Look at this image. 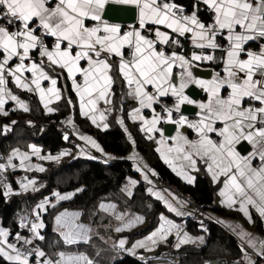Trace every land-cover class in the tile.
Returning <instances> with one entry per match:
<instances>
[{
	"label": "snow or ice",
	"instance_id": "6c2138e0",
	"mask_svg": "<svg viewBox=\"0 0 264 264\" xmlns=\"http://www.w3.org/2000/svg\"><path fill=\"white\" fill-rule=\"evenodd\" d=\"M50 4L52 6H49ZM106 4L134 6L138 10V27L123 30L121 24L110 23L104 19ZM200 4L205 5L212 13L211 23L205 24L198 18ZM161 26L167 30H162ZM237 27L239 31L236 30ZM224 31L227 33L224 36L227 45L221 46L217 43V36L222 35ZM186 33H191L192 43L195 48L201 50L200 54L193 51L189 57L178 51L183 45L179 39H174L172 34L183 37ZM49 36L55 38L51 48L45 42V37ZM257 38H264V0H255V3L253 0H196L190 14H186V9L174 0H54V3L53 0H0V113L8 115L3 111L6 98L14 101L24 112L30 110L24 101L7 89L9 77L18 88L37 92L39 101L47 113L55 111L49 107L51 97L60 100L62 93L57 87L56 76L50 73H55L59 68L66 71L67 79L71 80L72 90L79 98L80 114L97 124L95 112L98 101H103L108 106L105 112L123 111L125 93L121 94V106L117 108L113 92L115 78L111 73L115 69L127 85L126 95L138 104V107L128 112L129 118L142 122L141 132L159 133L157 145L171 141L168 155L161 151L160 147L156 148L165 163L172 166L173 159L181 160L185 162V168L198 171L199 159L206 165V171L214 183L219 177H224V188H221L220 195L225 197V189L228 195L221 200V204L229 208L238 205V210L251 223L249 207L264 218V44L260 46L259 52L248 50L245 53L247 42ZM125 47L130 50L127 59L123 52ZM206 49H211L212 54L206 53ZM217 49L224 53L220 58L224 65L223 75L214 73L210 81L195 77L191 71L193 62L215 61L214 53ZM32 50H38L41 58L39 62L30 55ZM242 55L247 58L242 59ZM13 58L18 62L10 65ZM45 58L47 65L44 63ZM114 58H118V63H113ZM82 60L87 61L86 67L81 66ZM175 67L180 69L179 73H174ZM25 71L31 73L30 83L23 75ZM77 74L82 77L81 81H78ZM257 76L260 78H255ZM41 81H49L50 87L43 88ZM189 84L202 87L208 95V100L197 102L190 99L185 94ZM149 86L152 91L148 90ZM224 88L228 90L227 96L222 93ZM165 96H171L175 102L170 106L161 104V111L157 112L153 105L158 104L160 98ZM244 98L259 102L260 107H243ZM67 103L71 105L73 100L69 98ZM185 103L198 105L201 110L196 113L198 119L189 120L187 116L179 114L181 105ZM145 108L152 109L151 119L141 114V110ZM174 113L178 118H174ZM104 119L101 114L100 120ZM161 121L174 124L176 135L166 137L158 126ZM117 122L121 126L124 124L120 116H117ZM217 122L222 124V127H216ZM16 123L15 120L11 122L12 125ZM67 123H72L71 117ZM27 124L31 126L32 121H27ZM103 126L107 128L108 124L104 123ZM184 126L195 132L194 139H189L183 133ZM3 128L5 132L10 130L9 125H4ZM124 130L135 148L132 135L128 133L127 128ZM212 134H215V138ZM78 138L85 142V146L76 145L79 149L78 155H88L89 158L95 159L90 155L88 146L104 154L101 145L93 137L79 135ZM64 139H69L68 134L64 135ZM148 139L152 140L154 136L148 135ZM241 141H247L251 145V151L247 155H241L236 149ZM27 148L30 151L12 148L5 162L0 163V171L16 168L13 160L19 159L21 168H36L43 172L45 169L42 166L30 164V156L58 161L60 157L68 155L67 150H62L57 156H41V149L35 144H28ZM172 154L175 155L169 159ZM256 157L260 163L254 167ZM108 159L113 157L109 156ZM128 159L134 161L133 167L151 184L147 173L135 162V152ZM144 168H147V165H144ZM173 171H177L174 166ZM152 174L156 175L154 171ZM177 175L184 176L189 183L193 182L194 178L186 175L183 170L177 171ZM137 183L129 178L121 191L131 197L134 194L132 186ZM35 184V180L20 182V188L25 192L29 189L35 192ZM0 188H3L5 198L18 194L14 193L10 184L2 181ZM83 190L77 188L75 192L63 194L53 191L52 196L59 202L68 200ZM147 191L162 200L168 211L176 216L190 215L182 210L187 201L179 200L169 193L176 205H179L177 207L153 188ZM48 204L49 197L45 196L32 209L34 219H30L28 215L19 218V227L27 228L30 235L23 236L17 232L14 243L9 242L10 230L0 226V257L9 264H31L30 257L33 255L36 264H96L83 253L59 251L55 254L56 258L51 259L47 258L46 253L39 247H28L36 240L45 239L41 234V230L45 228L41 213L47 211L45 205ZM116 208L112 203L99 204L100 210L120 222L119 226L114 228L116 232H122L144 220L141 215L118 212ZM80 216V212L70 213L67 210L55 216V230H59L65 245L81 241L90 242L92 229L77 222ZM159 220V226L142 239L134 241L131 248L126 247L125 238L119 239L114 247L133 254L136 249L151 252L160 243H166L173 232L176 234L177 242L174 248L177 250L185 244L205 243L203 236L190 235L183 230L181 224L163 214H160ZM227 226L242 241L240 250L244 253L246 264H254V261L245 251L244 244L257 256L264 258V240L253 236L238 224ZM201 227L203 231H207L203 225ZM140 259L145 257L141 256ZM168 264L173 262L168 261ZM205 264L209 262L205 261Z\"/></svg>",
	"mask_w": 264,
	"mask_h": 264
},
{
	"label": "trees",
	"instance_id": "16d2710c",
	"mask_svg": "<svg viewBox=\"0 0 264 264\" xmlns=\"http://www.w3.org/2000/svg\"><path fill=\"white\" fill-rule=\"evenodd\" d=\"M175 1L184 5L187 10L192 7V0ZM199 14L204 20L208 19L206 8L199 11ZM182 45L183 51L190 50L184 41H182ZM51 74L57 77V84L62 93L61 99L55 104L57 111L53 114L43 112L31 93L22 92V95L28 100L30 110L28 112L10 110L7 116H0V152L2 155H7L12 148L27 149L28 144L36 143L41 146L42 151L56 152L67 150L68 155L60 157L58 161H43L45 170L43 172H33L36 177L35 187L37 191L35 192L20 193V191H14V193L18 194L5 198L3 196V188H0V226L10 230V239L16 232L26 233L25 230L18 228L13 219L14 215L21 217V215L32 208L38 199L53 191L62 193L72 190L75 192L81 186L84 189L82 192L76 193L68 200L56 201L50 204L47 211L41 214V219L45 224V228L42 229V235L45 236V239L43 241L36 240V246L43 249L46 253L52 249L55 251L62 249L68 252L83 253L98 264H147L135 254L124 252L115 255L113 248L102 245V239L99 241L96 238L95 232L99 231L98 225L101 224L99 234L102 236L106 232V229L102 227L103 223H112L113 225L110 226L117 225L116 220L109 214L97 210V204L101 200L108 199L116 203L118 211L128 209L131 212L136 211L144 214V218L147 221L146 224H142L143 226L140 228L138 227L136 230L129 232V237L150 229L152 227L151 222H154L152 211H161L162 205L155 199H150L147 195H144L142 183L137 185L132 198L125 197L120 189L122 180L128 175L137 176V173L132 171L127 160L112 159L110 162L105 163L99 159L81 156L74 157V147L69 144V139H64L65 134L58 126L64 115L72 109V106L67 101L69 98L73 100L74 93L64 71L57 68L56 72ZM113 76L115 78L113 92L115 93L117 108L121 106V94L125 93L123 111L109 113V127L106 130L98 129L90 121L83 118H78L74 125L78 131H86L96 137L104 150L123 156L130 150L131 144L126 140L124 132L119 127L116 115L117 113L127 112L126 105L129 100L126 95L127 89L121 76L115 71H113ZM13 120L17 121L15 125L11 124ZM27 121H32V125H28ZM4 125H9L10 130L5 132ZM129 130L136 142V148L147 158L150 167L162 183L171 185L182 194L190 196L202 210H211L218 215L234 214L230 209L213 205L214 187L205 174L197 175L191 184L183 182L158 156L153 143L146 140L138 132L136 122L129 124ZM142 200L144 210L147 208L146 204L151 203L146 213L138 205ZM63 208L79 210L81 213L80 219L86 222L90 221V224L94 225V233H92L94 236L90 237V242L68 246L63 244L56 230L53 229V215ZM205 222L207 229L204 232L205 243L199 246L190 244L182 246L175 251L173 249L170 250L174 256V264H205V261L211 259L217 260L218 264L237 262L241 250L234 235L215 221L207 220ZM187 223V229L190 233H198L200 231L198 220L189 219ZM109 230L111 231V229ZM262 233L264 234V231ZM116 236L119 237L120 234H116ZM164 248H166L165 245L161 246V251L167 250ZM98 250L99 255H97ZM0 264H9V262L0 257Z\"/></svg>",
	"mask_w": 264,
	"mask_h": 264
},
{
	"label": "crops",
	"instance_id": "0c3cea01",
	"mask_svg": "<svg viewBox=\"0 0 264 264\" xmlns=\"http://www.w3.org/2000/svg\"><path fill=\"white\" fill-rule=\"evenodd\" d=\"M174 2L177 3L178 5H182L181 3H179V2H177V1H175V0H174ZM253 3H255V0H253ZM195 4H196V0H192V7H191L189 10H187V14H190V13L193 11V5H195ZM106 5H108V4H106ZM129 6H132V5H129ZM182 6L185 7L184 5H182ZM133 7H134V6H133ZM105 8H106V6H105ZM199 8H200V11H201L203 8H206V10H208L207 7H206L205 5H203V4H200V5H199ZM137 14H138V10H136V20H135V22L132 23V24H125V23H120V22L112 21V20H108V21H109L110 23H119V24H121L123 30H129L130 27H138ZM197 15H198V18H199L202 22H204L205 24L209 23V21L212 20V13H211V17H210V15L207 14L208 19L206 18V20H204V18L199 14V12L197 13ZM103 18H104V17H103ZM104 19H105V18H104ZM106 20H107V19H106ZM161 29H162V30H167V29H164L163 26H161ZM236 30L239 31L240 29L237 27ZM168 31H170V30H168ZM172 35H173V38H174V39H179L181 45H182V41H184V42L189 46V48H190V50H188V51H183L182 49H178V51H181L183 54H185V55H187V56H189V57H190V55H191V53H192L193 51H196L198 54L201 53V50H200V49L194 47V45H193V43H192V35H191V33H186L185 36H183V37L177 36L176 34H172ZM226 35H227L226 31H224L222 35H218V36H217V43H218L219 45H221V46H226V45H227V40L224 39V36H226ZM54 39H55V38L50 37V36H49V37H46L45 42H46V44L49 46V48H51V46H52V44H53V42H54ZM262 44H264V38H257L256 40H253V41H249V42H247V44H246V46H245V53H246L248 50H252V51H254V52H259V50H260V46H261ZM127 50H128V48L125 47V48L123 49V52H126ZM169 50H171V49H169ZM204 51H205L206 53H208V54H212V50H211V49H206V50H204ZM214 54H215V56H216V60H215V61H210V62H209V61H194V62H193V65H192L191 71H192V73H193V75H194L195 77H197L198 79H202V80L210 81V80H212L214 73H219L220 75H223V67H224V65H223V63L221 62V59H220V58L224 55V53H223L220 49H217V50L215 51ZM30 55L33 57V59H34L36 62H39L40 59H41L40 56H39L38 50H32V51L30 52ZM241 58H242V59H246L247 56H246V55H242ZM16 62H18L17 59H16V58H13V61H10V65H14ZM25 63H28V62L25 61ZM44 63H45V65L48 64V61H47L46 58H45V60H44ZM113 63H118V62L115 61V60H113ZM81 66L86 67V66H87V61L82 60V61H81ZM195 67H197V68L200 67V69L205 70V73H206V75H207L208 77H206V78H202V77L196 76V75L194 74L195 72L193 71V69H194ZM176 69H179V68H178V67H175V68H174V73H179L178 71H176ZM46 70H47V69H46ZM113 71L117 72L115 69H113ZM113 71H112V73H111L112 75H113ZM64 72H65V74H66V76H67V72H66V71H64ZM50 74H51V73H50ZM23 75H24V77L27 78L28 82L30 83L31 78H32V77H31V73L25 71ZM52 75H53V74H52ZM241 75H243V74H241ZM56 78H57V77H56ZM121 78H122V77H121ZM255 78L259 79V76L255 77ZM77 79H78V81H81V80H82V77H80L79 74H77ZM68 80H69V79H68ZM122 81H123V78H122ZM69 82H70V84H71V80H69ZM177 83H178V80H177ZM123 84H124L125 88L127 89V85L124 83V81H123ZM195 85H196V84H195ZM41 86H42L43 88L47 89L48 87H50V82H49V81H41ZM196 86H198V85H196ZM6 87H7V89L11 90V92H12L14 95L18 96L20 100L24 101L27 105H28V100H27V99L25 98V96L22 95V94H23V93H31V94L35 97L36 101L39 103V105H40V107L42 108L43 112L47 113V112L45 111L43 105H42V104L40 103V101H39V95H38L37 92H35V91L29 92V91H27V90H22V89L18 88V87L12 82V80H11L10 77L8 78V81H7V85H6ZM32 87L35 88L34 85H33ZM57 87H58V84H57ZM198 87H200V86H198ZM58 88H59V87H58ZM71 88H72V84H71ZM149 88H150V86H149ZM149 88H148V90H149ZM200 88H201L202 91H203V92H202V95L200 96V98H198V99L195 100V101H197V102H206V101L208 100V95H207V93L204 91V89H203L202 87H200ZM22 92H23V93H22ZM73 93H74V98H73V104H71L72 109H70V110L66 113V115H64L63 119L60 121V123H61L62 126H63V129H61V131H62L64 134H68L71 138H75V140L77 141V144H79V145H81V146H85V142L79 140V138H78L79 135H89V136L93 137V138L98 142V140L96 139V137H94V136L91 135L90 133H88V132H86V131H78V130L76 129L74 123L78 120V118H83L84 120H88V121H90V122H91V120L88 119V118L85 117V116H82V115L80 114L79 98L76 97L74 91H73ZM222 93H223L224 96H227V95H228V90H227V88L222 89ZM61 97H62V96H61ZM161 98H165V99H169V100H173V101H174V98H172L171 96H165V97H161ZM189 98H190V97H189ZM190 99H191V98H190ZM128 100H129V101L127 102V105H126V107H127V108H126V109H127L126 111H127V112H126V113H123V112H122V113H117V115H116V120H117V116H120V117H122V119H123V121H124L123 126H121L118 122H117V123H118L119 127L122 129V131L124 132V135H125L126 140L131 144V148H130V150H129L125 155H123V156H118V155L115 154V153L108 152V151L104 150L103 147H102V145L98 142V143L101 145L102 149L104 150V154H107V155H104V154H102L101 152H99V151H97V150H95V149H91L90 146H88V148H89V152H90V155H91L92 157H95V159H98V157H99V159H100V160H103L104 162L107 160V163L110 162V160H112V159H108L109 156L113 157V160H114V159H125V160H127V161L130 163V167H131L132 171L135 172V173H137V176H134V175H128V176H126V177L122 180V182H121L120 189L124 187V185L128 182V179H129V178H131V179H133V180H136L138 183L135 184L134 186H132V189H131L132 192L135 193L134 190H135V188L137 187V185H138L139 183H142V184H143V187H144V195H147L148 198H150V199H155V201L159 202V203L162 205V210H161V211H158V210H157V211H152V215L154 216V223H155L153 229H148L147 231H145V232H143V233H142V232H141V233H137L136 235H133V236H131V237H129V232H131V231H133V230H136L139 226L136 227V226L134 225V226L131 227V228L124 229L122 232H116V231L114 230V228L117 227V226H115V225H114V226H110L108 223H103V226H102V227H103V229H106V232H105L104 235L102 236L101 234H99V231H100V228H101V224L98 225L97 228H99V231H98V232H95V236H96V238H97L99 241H100V239H102V241H103V242H101L102 245L113 248V252H114L115 255H118L117 253H123V251L121 252V250H120L119 248H117V247H113V246L119 241V239H121V238H125V239H126V247H127V248H131V245H132V243H133L134 241L139 240V239H142L144 236L148 235L150 232H152L153 230H155V229L159 226V224H160V220H159V216H160V214H163L165 217H167L168 219L173 220V221H174L175 223H177V224H181V225L183 226V230H184V231H187V232H188L190 235H192V236H203V237H204V236H205V233H204L205 231L202 230L201 225H203V228L206 229V222H205V221H207V220H211V221H215V222H217V223H219L218 221H225L226 223H219V224L222 225V226H223L224 228H226L231 234L234 235V237L237 239L239 245H241L242 241L239 239V237H238L236 234L233 233V231L231 230L230 227L227 226V224H238V225H240L245 231L251 233L253 236L258 237V238L261 239V240H264V234L262 233V231H264V218H261V217L259 216V214L255 211V209L249 207V211H250V213H251V217H252V222L250 223V222L248 221V219L243 215V213H241V212L238 210V205H237L235 208H229V207H226V206L222 205V204H221V200H222V199H225L226 196L228 195V191H227V189H225V197H222V196L220 195V190H221V188H224V177H223V176L219 177L218 180L214 183L213 180H212L211 175L206 171V165L203 164V163H201V162L199 161V159L197 160V168L199 169L198 171L192 170V169H190V168H185V167H184L185 162H183V161H181V160L173 159V164H172V166H170L168 163H166V164L168 165V167H169L172 171H173V166L177 169V171H181V170H183V171L185 172L186 175H190V176H192V177L194 178V179H193V182H194V180H195V178H196L197 175H199V174H201V173L205 174V175L209 178V180H210L212 186L214 187V193H213V205H217V206H220V207H223V208L230 209V210L234 213L233 215H218V214H216L215 212H213V211H211V210H202V211H200V212L197 213L196 210H195V207H194L193 205H191L190 203H186V204L183 206V209H182V210H183L185 213H190V215L176 216L175 213H171V212L168 211L166 205L164 204V202H163L162 200L157 199L155 196H153L152 194H150V193L147 191L149 188H153L155 191L160 192L161 195H163V196L165 197V199L169 200L170 202H172V203H173L175 206H177V207H179V205H176V202L172 200V197L169 195V193H172L173 195H175L179 200L186 201V200L183 198V194H182L180 191H178L176 188H174V187L171 186V185H166V184L162 183V182L160 181V179H158L157 175H153V174H152V172H153L154 170L150 167V164H149L147 158H146V157H145V156H144V155H143V154H142V153L136 148V142H135V148H133L132 142L128 140V138H127V137H128V134L125 132L124 129L127 128V129H128V133H130V130H129V124H130V123L133 124V123L136 122V123H137V130H138V132L142 135V137H145L146 140L151 141V142L153 143V145H154V147H155V150H156L157 147H160V148H161V151H163L166 155H168V151H167V150H168V147L171 145V141H170V140L167 141L166 143L162 144V145H157V144H156V139H160V134H159V133L147 134V133H145V132H141V131H140V125H141L142 122H141V121H138V120H137V121H133V120L130 119L129 116H128V112H129L132 108H134V107H138V104H137L136 101L133 100L131 97H128ZM247 100H250V99H248V98H244V100H243V107H245L244 103H245V101H247ZM58 101H59V100H56L54 96L51 97V100H50V103H49V107H52L53 109H55V111H53L52 113H48V114H53V113H55V112L57 111V108H56V105H55V104H56ZM174 102H175V101H174ZM174 102H173V103H174ZM252 102H253L252 106H254V107H260L259 102L255 101V100H252ZM173 103H172V104H173ZM172 104H171V105H172ZM192 105L196 106V112H195V114H191V115L182 114V115L187 116L189 120H196V119H198L196 113H197V112H200L201 110L199 109V107H198L197 104H192ZM106 107H108V106L105 105L103 101H98V102H97V105H96V109H97V111L95 112V115H96V117H97V124H93V123L91 122L93 125H95V126H96L98 129H100V130H106V129L109 127V123H108V115H109V112H105V111H104ZM153 107H154L155 110L158 112V110H157V108H156V104H154ZM10 110H20V111H23L22 109H20V108L17 106V104H16L14 101H11L10 99H7V98H6V103H5V105H4V109H3V111H5V112L8 113V111H10ZM101 114H103L104 117H105V119H104L103 121L100 120V116H101ZM141 114H142L145 118H147V119H151V116H152V109H148V108L142 109V110H141ZM179 114H180V113H179ZM0 116H4V115H3L2 113H0ZM69 117H71V120H72V123H71V124L67 123ZM163 122H165V121H161L160 124L158 125L161 129H162V125H161V124H162ZM86 123H89V122H86ZM104 123H107V124H108V127H107V128H104V126H103ZM216 127H218V128H219V127H222V124H220L219 122H217ZM65 130H66V131H65ZM182 131H183V133H184L189 139H194L195 136H196L195 132H194L192 129L188 128L187 126H184V127L182 128ZM130 134H131V133H130ZM148 135H153V136H154V139L149 140V139H148ZM164 135H165V134H164ZM174 135H176V127H175V129L173 130L172 134H170L169 136H167V135H165V136H166V137H171V136H174ZM132 137H133V136H132ZM133 139H134V138H133ZM32 144H35L37 147H39V148L41 149V146H40V145H38V144H36V143H32ZM72 147H74V150H73V151H74V152H73V153H74V157H79V156H81V157H87V158H89L88 155H78L79 149H78L76 146H72ZM16 148H17V147H16ZM19 149H20L21 151H30L28 148H27V149L19 148ZM236 149H237L238 152L241 153V155H247L248 152L251 151V145H249L247 141H241V142L236 146ZM61 151H62V150H60V151H56V152H49V151H42V149H41V156H47V155H49V154H51V155H53V156H57ZM133 152H135V154H136V161H135V162L138 163L139 166H140V167H141V168L147 173V175H148V177H149V180L151 181V184H149L148 181L144 180V179H143V176L141 175V172H138V171L136 170V168L133 167L134 161L131 160V159H128V157H129L131 154H133ZM156 152H157V151H156ZM8 154H9V153H8ZM8 154H7V155H8ZM157 154H158V156L161 158V154H160L159 152H157ZM7 155H2V153L0 152V156H3V157H4V158L2 159V161H0V163H4V162H5V158L7 157ZM174 155H175V154H172L171 156H169V159H172ZM161 159H162V158H161ZM43 161H46V160H44V159H40V158H38V157L35 156V155L30 156V164H31V165H40V166L43 167V163H42ZM162 161L165 163L164 159H162ZM13 163L16 164L17 167H16V168H11V169H10V172H8V173L5 174V175H8L9 178H6V177H5L6 179L4 178V180H5L6 183H7V180H12V181H14V187H15V190H14V191H20V193H24L25 191H23V190L20 188V184L17 182V179H18L21 175L24 174V171H27L28 169H27V168H21V167L19 166V165H20V161H19V159H14V160H13ZM259 163H260L259 158H258V157L254 158L253 166L256 167V166L259 165ZM144 165H147V168H144ZM177 171H173V172L177 175ZM27 172H28V171H27ZM33 172H39V171H38L36 168H31V172H30V174H31V175H34ZM27 174H28V173H27ZM177 176H178L183 182H185V183H189V182L184 178V176H182V175H177ZM193 182H192V183H193ZM16 183H18V185H17ZM189 184H191V183H189ZM80 188H81V186H80ZM172 188L175 189V190H173ZM165 190H167V191H165ZM28 191H32V190L29 189ZM66 192H73V191H72V190H71V191H65V192H62V194H63V193H66ZM52 193H53V192H52ZM52 193H50V194H51V196H50V200H52V202L49 203L48 205H45L46 209L48 208V206H49L50 204H53V203L56 202V201H55L56 199H55L54 196H52ZM122 193L125 195L126 198H132L133 195H134V194H133L131 197H129V196L127 195V193H125V192H122ZM145 201H148V200H145ZM101 202H103V203H105V204L112 203V204H115V205H116V203H115L114 201H112V200H108V199L101 200V201H99V203L97 204V208H98L97 210H99V211H101V212H104V211H102V210L99 209V204H100ZM36 204H38V200L35 202V204L32 206V208H31L27 213H25V214H23V215H21V216L28 215L30 219H34V217L32 216V209L35 207ZM149 205H151V203L146 204V207H147L146 210L143 209V211H144L145 213L149 210ZM64 210H67V211L70 212V213H71V212H80L79 210H76V209H69V208H63V209H60V210H58L57 212H55L54 215H53V229H54V230L57 229V225H56V221H55V216H56L58 213H60V212H62V211H64ZM117 211H118V210H117ZM44 212H45V211H44ZM118 212H128L130 215H141V213H137L136 211L131 212V211L128 210V209H125L124 211L120 210V211H118ZM42 213H43V212H42ZM42 213H41V214H42ZM104 213H105V212H104ZM107 214H108V213H107ZM110 216H112V215H110ZM141 216H143V215H141ZM143 217H144V216H143ZM112 218H113V216H112ZM189 219H196V220H198V222L200 223V224H199L200 231H199L198 233H190V232L188 231V229H187V224H188V223H187V222H188ZM144 220H145V218H144ZM144 220H143V221H144ZM77 222H78V223L85 224V225L89 226L90 228L92 227V232L90 233V237L94 236V235H92V233H94V230H93L94 225L92 226V224H90V223H91L90 221H88V222H86L85 220L82 221V220L80 219V217H79V218H77ZM119 223H120V222H119ZM136 225H142V224L139 223V224H136ZM118 226H119V224H118ZM2 227H3V226H2ZM4 228H5V227H4ZM26 229H27V228H26ZM109 229H111V231H110ZM95 231H96V228H95ZM27 232H29L28 229H27ZM56 232H57L58 236L60 237V235H59V230H56ZM16 233H17V232H16ZM16 233H15L13 236H15ZM113 233H114V234H113ZM115 233H116V234H120V236L117 237ZM41 234H42V230H41ZM10 235H11V233H10ZM29 235H30V233H28V235H26V236H29ZM60 239H61V241L63 242L62 237H60ZM9 240H10V241H9L10 243H14V242L12 241V238L10 239V236H9ZM176 242H177L176 234H175V232H173V233L169 236L168 241H167L166 243H160V244H159L155 249H153L151 252H146L144 249H136V251H135L134 254H135L139 259H140L141 256H143V257H145V258H146V257H149V256H150V257H153V256H155L156 254H158L159 252H162L160 248H161V246H163V245L166 246V248H164V249H167V251H170V250H172V249L175 251V250H177V249L174 248V245H175ZM55 243H56V241H55ZM78 243H85V242L81 241V242H78ZM63 244H64V242H63ZM190 244H192V245H197V246L201 245V244H198V243H189V244H185V245H190ZM64 245H65V244H64ZM185 245H182V246H185ZM65 246H68V245H65ZM182 246H181V247H182ZM94 247L97 248L96 245H94ZM39 248H40V247H39ZM244 248H245V251H247V252L249 253V255L251 256V259L254 261V264H256L257 261H258L261 257L257 256V255L253 252V250L247 246V244H244ZM40 249H41V248H40ZM41 250H43V249H41ZM50 250H51V249H50ZM43 251H44V250H43ZM59 251H64V250H62V249H61V250L58 249V250L55 251V250L52 249L51 251H49V252H47V253H46L45 251H44V252L46 253V257H47V258L55 259V258H56L55 254H56L57 252H59ZM163 251H166V250H163ZM64 252H68V251H64ZM171 252H172V251H171ZM68 253L80 254V253H74V252H71V251L68 252ZM128 253H129V252H128ZM130 254H133V253H130ZM84 255H85V254H84ZM54 256H55V258H53ZM41 259H44V258H41ZM141 260H143V259H141ZM171 261H172L173 264H174V260H171ZM95 262H96V261H95ZM207 262H209V264H218V263H217V260H215V259L208 260ZM237 262H238V264H246V261L244 260V253H243V252H241V254H240V256H239ZM237 262H235V263H225V264H237ZM96 264H98V263L96 262ZM167 264H168V263H167Z\"/></svg>",
	"mask_w": 264,
	"mask_h": 264
},
{
	"label": "water",
	"instance_id": "95a60500",
	"mask_svg": "<svg viewBox=\"0 0 264 264\" xmlns=\"http://www.w3.org/2000/svg\"><path fill=\"white\" fill-rule=\"evenodd\" d=\"M103 17L107 20L117 21L120 23L125 24H132L136 20V9L133 6L129 5H116V4H108L105 8V13ZM196 76L206 78L208 77L205 73V70L195 67L193 69ZM202 89L195 84H189L188 87L185 89V94L188 95L191 99L197 100L202 95ZM196 106L192 104H183L181 105L180 114H195ZM175 129V125L165 122L162 125V130L165 135L169 136L172 134L173 130Z\"/></svg>",
	"mask_w": 264,
	"mask_h": 264
},
{
	"label": "built area",
	"instance_id": "2783aa9c",
	"mask_svg": "<svg viewBox=\"0 0 264 264\" xmlns=\"http://www.w3.org/2000/svg\"><path fill=\"white\" fill-rule=\"evenodd\" d=\"M53 3H54V0H53ZM49 6H52V5L50 4ZM184 8H185V7H184ZM185 9H186V8H185ZM186 14H187V9H186ZM206 14L210 15V17H211V12H210L209 10H206ZM211 22H212V20L209 21V23H211ZM37 34L39 35V33H37ZM45 40H46V37H45ZM129 52H130L129 49H128L126 52H124V56H125L126 59L129 57ZM114 60L118 62V58H114ZM176 71L180 72V69H176ZM259 78H260V77H259ZM262 83H264V81H262ZM149 91H152V89L150 88ZM173 102H174L173 100H169V99H165V98H161L160 101H159L160 105H161V104H166V105H169V106H170ZM252 104H253L252 100H247V101H245V103H244L245 107H248L249 105H252ZM160 105H159V111H161ZM174 118H178V115L175 114V113H174ZM60 128L63 129V126H60ZM65 131H66V130H65ZM212 135H213V138H215V134H212ZM69 144L72 145V146L77 145V141H76L74 138H71V139L69 140ZM0 158L2 159L3 156H0ZM10 169H11V168H7L6 170H2V171H0V181H2L3 183H6L5 180H4V178H5V174H6ZM172 189H173V188H172ZM173 190H174V189H173ZM183 198H184L188 203H190L191 205H193V206L195 207V210H196L197 213L201 211L200 206H198L190 196H188L187 194H183ZM19 218H20V217H19L18 215H14V216H13V219H14V221L16 222V225L18 226V228L21 229V230H26V228H23V229H22V228L19 227ZM21 235L26 236L25 233H21ZM12 241H13V242H16V241H15V236L12 237ZM28 247L36 248L37 246H36V244H35V242H34L32 245H30V246H28ZM122 251H123V250H122ZM123 252H126V251H123ZM127 253H128V252H127ZM149 257H150V256H149ZM149 257H146L145 259H143V261H145V263H147V264H167L168 261H171V260L173 259V254H172V252H170V251H162V252H159L158 254H156L155 256H153V257H160L159 260L154 259V258H149ZM53 258H55V256H54ZM30 262H31V264H36V262H35V256H34V255H33L32 257H30ZM256 264H264V258H260V259L257 261Z\"/></svg>",
	"mask_w": 264,
	"mask_h": 264
},
{
	"label": "rangeland",
	"instance_id": "374dc122",
	"mask_svg": "<svg viewBox=\"0 0 264 264\" xmlns=\"http://www.w3.org/2000/svg\"><path fill=\"white\" fill-rule=\"evenodd\" d=\"M28 171V172H27ZM27 171H24V174L23 175H21L18 179H17V182L20 184V182H27L28 180H35L36 179V177L34 176V175H31L30 174V172H31V170H27ZM28 173V174H27ZM5 177L6 178H9V176L8 175H5ZM5 178V179H6ZM7 183L8 184H10L11 186H12V188H13V191L15 190V187H14V181H12V180H7ZM18 183H16L17 185H18ZM47 197H49V203H51L52 202V200H50V196H51V194H47L46 195ZM45 197V196H44ZM43 199V197L42 198H40V199H38V203L41 201ZM56 201V200H55ZM143 202V200L142 201H140V204H138L139 206H140V208L142 209V211H143V209H144V204L142 203ZM116 210H118L117 208H116ZM137 213H141V212H137ZM110 215V214H109ZM141 215H143L144 216V214H141ZM112 217V216H111ZM113 218L115 219V217L113 216ZM116 220V219H115ZM116 222H117V225L116 226H118V224H119V221H117L116 220ZM146 220H144L143 222H141V224H146ZM151 224H152V227H150V229H153V227H154V225H155V223L154 222H151ZM109 225H113L112 223L111 224H109ZM136 227H138L139 226V228L141 227V226H143V225H135ZM145 226V225H144ZM147 226V225H146ZM10 241V240H9ZM163 251V250H162ZM121 252H122V250H121ZM124 253V252H123ZM172 260H174V259H172Z\"/></svg>",
	"mask_w": 264,
	"mask_h": 264
},
{
	"label": "clouds",
	"instance_id": "9594fccd",
	"mask_svg": "<svg viewBox=\"0 0 264 264\" xmlns=\"http://www.w3.org/2000/svg\"><path fill=\"white\" fill-rule=\"evenodd\" d=\"M185 8H186V7H185ZM58 126L60 127V126H62V124L59 122V123H58ZM60 129H61V128H60ZM70 139H71V137L69 138V140H70ZM74 139H75V138H74ZM74 146H76V145H74ZM3 158H4V157H3ZM3 158H2V159H3ZM2 159L0 158V161H2ZM8 172H10V170H9ZM8 172H7V173H8ZM174 188H175V187H174ZM174 190H175V189H174ZM198 206H199V205H198ZM200 208H201V207H200ZM201 211H202V209H201ZM15 223H16V222H15ZM25 231H26L25 234L28 235L27 229H26ZM20 234H21V233H20ZM166 251H167V250H166ZM170 252H171V251H170ZM129 254H130V253H129ZM173 259H174V256H173ZM142 261H143V260H142ZM144 262H145V261H144Z\"/></svg>",
	"mask_w": 264,
	"mask_h": 264
},
{
	"label": "flooded vegetation",
	"instance_id": "af4514ba",
	"mask_svg": "<svg viewBox=\"0 0 264 264\" xmlns=\"http://www.w3.org/2000/svg\"><path fill=\"white\" fill-rule=\"evenodd\" d=\"M150 88H151V87H150ZM150 88H149V89H150ZM160 99H161V98H160ZM159 105H160V103L156 104V108H157L158 112H160V111H159ZM163 123H165V122H163ZM163 123H162L161 125H163ZM162 131H163V130H162ZM98 159H99V157H98ZM99 160H100V159H99Z\"/></svg>",
	"mask_w": 264,
	"mask_h": 264
}]
</instances>
